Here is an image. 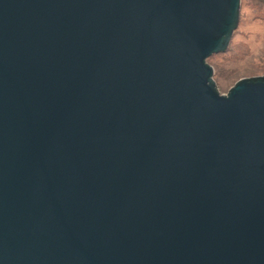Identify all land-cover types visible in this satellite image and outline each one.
Returning <instances> with one entry per match:
<instances>
[{
    "label": "water",
    "instance_id": "water-1",
    "mask_svg": "<svg viewBox=\"0 0 264 264\" xmlns=\"http://www.w3.org/2000/svg\"><path fill=\"white\" fill-rule=\"evenodd\" d=\"M241 0H0V264H264V74L222 93Z\"/></svg>",
    "mask_w": 264,
    "mask_h": 264
},
{
    "label": "rangeland",
    "instance_id": "rangeland-1",
    "mask_svg": "<svg viewBox=\"0 0 264 264\" xmlns=\"http://www.w3.org/2000/svg\"><path fill=\"white\" fill-rule=\"evenodd\" d=\"M208 62L222 93L241 78L264 74V0H241L239 25L228 50Z\"/></svg>",
    "mask_w": 264,
    "mask_h": 264
},
{
    "label": "trees",
    "instance_id": "trees-1",
    "mask_svg": "<svg viewBox=\"0 0 264 264\" xmlns=\"http://www.w3.org/2000/svg\"><path fill=\"white\" fill-rule=\"evenodd\" d=\"M227 50H228V49H227ZM225 52H226V51H225ZM225 52H221V53H225ZM216 54H220V53H216ZM213 55H215V54H213ZM213 55H212V56H213ZM210 57H211V56H210ZM210 57H209V58H210Z\"/></svg>",
    "mask_w": 264,
    "mask_h": 264
}]
</instances>
